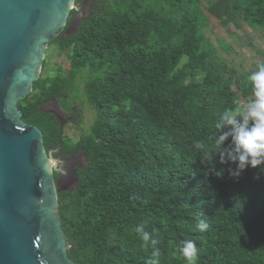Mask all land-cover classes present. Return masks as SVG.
Instances as JSON below:
<instances>
[{
    "label": "trees",
    "instance_id": "trees-1",
    "mask_svg": "<svg viewBox=\"0 0 264 264\" xmlns=\"http://www.w3.org/2000/svg\"><path fill=\"white\" fill-rule=\"evenodd\" d=\"M83 2L87 12L75 31L49 43L67 54V69L41 71L18 101L22 120L53 147L59 121L47 103L61 102L78 121V79L90 74L91 129L77 139L62 130L66 152L81 150L86 160L77 186L58 193L69 256L78 264H145L151 248L142 250L132 229L147 221L161 264H187L176 252L183 240L196 241L197 264H264V172L249 166L233 177L235 163L205 159L194 146L211 148L219 114L252 97L247 73L222 57L204 29L210 22L264 30V0L75 5ZM220 46L229 48L224 40ZM201 219L207 231L198 230Z\"/></svg>",
    "mask_w": 264,
    "mask_h": 264
},
{
    "label": "water",
    "instance_id": "water-1",
    "mask_svg": "<svg viewBox=\"0 0 264 264\" xmlns=\"http://www.w3.org/2000/svg\"><path fill=\"white\" fill-rule=\"evenodd\" d=\"M85 6L79 14L75 0H0V264H78L58 210V193L79 181L75 156L60 155L64 124L55 115L57 143L46 148L41 129L22 120L18 101L39 78L49 43L75 31ZM46 151L59 153L66 173L44 170Z\"/></svg>",
    "mask_w": 264,
    "mask_h": 264
},
{
    "label": "clouds",
    "instance_id": "clouds-1",
    "mask_svg": "<svg viewBox=\"0 0 264 264\" xmlns=\"http://www.w3.org/2000/svg\"><path fill=\"white\" fill-rule=\"evenodd\" d=\"M256 68L257 70L247 76L252 98L239 107L225 108L219 114L214 123L215 134L211 148H207L199 141L194 145L201 150L205 159L214 160L218 155L221 163H235L236 168L229 169L233 177H239L249 166L264 172V61L259 62ZM44 156L45 171L67 172V169L63 167L62 159L57 158L53 152L46 151ZM215 174L222 175L219 171ZM146 223L147 221L138 223L132 231L140 241L139 246L142 250L148 251L151 248V254L145 260V264H161L162 254L157 247L159 241L155 235L156 230L153 229L152 232L146 230ZM197 228L201 232L207 231L210 224L206 219H201ZM176 252L187 264H197L199 249L196 241H181L176 246Z\"/></svg>",
    "mask_w": 264,
    "mask_h": 264
},
{
    "label": "rangeland",
    "instance_id": "rangeland-1",
    "mask_svg": "<svg viewBox=\"0 0 264 264\" xmlns=\"http://www.w3.org/2000/svg\"><path fill=\"white\" fill-rule=\"evenodd\" d=\"M207 0H202V3H206ZM79 14L81 9L76 6ZM87 8L83 9V14H86ZM207 36L213 41V43L220 50L222 57L230 61L239 70H242L248 74L257 70L256 66L261 62L259 51H264V30L256 27L251 28L246 23H242V26H237L235 23H230L228 26L213 25L209 22V25L204 29ZM226 41L229 44V48L220 46L222 41ZM47 65L42 68V73H49L53 71L55 66L63 65L65 69L68 67V58L66 53H59L56 46L48 45L46 49L45 59ZM85 76L78 79V92L75 98L77 104L80 107L81 117L78 121L69 118L72 112L67 111L63 104L59 101H50L46 105L48 111H56V114L63 122V134L65 136L72 137L73 139L79 138L82 134L88 133L91 129V125L96 117L95 110L90 107L86 102V94L84 92V81L90 77L88 71L84 73ZM240 99V104L245 103L251 99ZM76 165L78 163L85 164V157L83 155H74ZM60 159V158H59Z\"/></svg>",
    "mask_w": 264,
    "mask_h": 264
},
{
    "label": "flooded vegetation",
    "instance_id": "flooded-vegetation-1",
    "mask_svg": "<svg viewBox=\"0 0 264 264\" xmlns=\"http://www.w3.org/2000/svg\"><path fill=\"white\" fill-rule=\"evenodd\" d=\"M49 112H51V113H53L54 115H56L57 116V114H56V111L54 110V111H49ZM69 118H71V120L72 119H74L75 120V116L73 115V114H71V116L69 117ZM46 148L47 147H49V146H45ZM55 146H53V147H51V148H54ZM81 150H79V151H77V152H66V148L64 149L63 148V146L60 148V155H63V156H65V157H70V156H72V155H83V154H81ZM58 152H54V154L56 155V157L57 158H60V156H59V153L57 154ZM84 156V155H83ZM85 157V156H84ZM85 163H86V160H85ZM84 166H85V164H84V162L81 164H79L78 163V165H76L75 166V171H77V169H82V168H84ZM77 173V172H76ZM54 177H55V179L57 178V172H54ZM75 186L74 185H71V188L70 189H72V188H74Z\"/></svg>",
    "mask_w": 264,
    "mask_h": 264
}]
</instances>
